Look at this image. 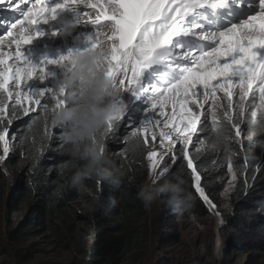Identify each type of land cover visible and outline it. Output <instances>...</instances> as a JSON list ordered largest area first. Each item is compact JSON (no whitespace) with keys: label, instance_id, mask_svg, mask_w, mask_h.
Instances as JSON below:
<instances>
[{"label":"snow or ice","instance_id":"1","mask_svg":"<svg viewBox=\"0 0 264 264\" xmlns=\"http://www.w3.org/2000/svg\"><path fill=\"white\" fill-rule=\"evenodd\" d=\"M41 2L37 0L32 8L22 12L24 19L11 26L20 29L15 35L8 32L9 47L14 43L15 52L0 51V113L8 111V101L19 106L26 100L33 110L42 109L45 120L51 117L54 126V113L68 103L67 90L59 84L33 90L29 82L34 78L46 81L51 75L48 65H63L67 74L73 66V53L36 65L24 50L36 36L43 35L35 30L36 26L55 20L61 11L80 10L77 23L110 29L93 31L88 37V48L98 47L102 36L109 46V54L101 65L104 74L124 92L130 91L151 102L150 118L132 127L124 139L134 143L139 138L147 144L149 140L156 142L159 135L162 144L168 142L173 165L178 162L179 143L182 153L179 159L186 161V168L191 170L195 192L205 203L211 204L201 186L196 158L189 152L202 113L193 112L188 104L196 102L200 86L203 102L211 99L213 109L218 106V92L224 93L231 107L233 91L238 89L239 119L233 122V115L228 111L224 115L237 142L244 146L241 130L246 110L244 102L253 91V85H257L259 92V110L264 112V0H46L44 6L38 7ZM4 3L5 0H0V4ZM20 3H27V0H20ZM8 6L12 7V0H8ZM81 7L95 10V18L82 12ZM13 56L15 63L9 64ZM167 105L172 106L170 115L163 111ZM199 107L203 108V103ZM157 109L160 117L167 118L162 121L156 117L154 110ZM22 111L27 115L29 108L24 107ZM210 114L215 121V111L210 110ZM161 124L167 131L157 133L155 129ZM59 130L58 138L64 141V130ZM113 131V124H110L101 136L104 143ZM199 131L212 133L204 140H197L202 147L207 141L213 149L227 150L231 140L229 133H219L206 126ZM0 144L6 156L9 151L6 128L0 129ZM249 145L248 142V151H251ZM158 155L162 154L152 151L146 156L154 172L160 163ZM4 158L0 156V160ZM228 167L231 171V164ZM163 172L166 174L169 169L164 168ZM232 179H236L235 173ZM211 207L216 206L211 204Z\"/></svg>","mask_w":264,"mask_h":264},{"label":"trees","instance_id":"2","mask_svg":"<svg viewBox=\"0 0 264 264\" xmlns=\"http://www.w3.org/2000/svg\"><path fill=\"white\" fill-rule=\"evenodd\" d=\"M58 82L51 79L49 83L40 84L39 89L56 86ZM127 93L128 96L123 97L127 105L126 111L122 118L113 124L114 131L106 141L109 152L116 157L119 165L127 172L124 184L120 190H116L97 180L88 181L93 194H102L105 205L110 197L116 196L120 199L119 207L111 212H106L104 207L92 206L89 202L90 197L81 198L73 190L61 189L60 185L65 182L68 174L67 170H63L62 174V169L70 162L71 157L64 141L58 138L59 128L52 126L51 117L47 120L43 118L42 109L37 108L25 115L21 105L17 106L8 101L9 108L6 112L16 122L13 123L14 126L9 132L15 138L14 150L8 154L5 164L11 167L19 163L21 166L19 174L16 175L17 178L13 179L14 184L11 185L10 195L15 191L13 208L20 210L24 203L28 212L32 213L28 217V225L37 227L45 224L44 228L52 229V234L59 241L64 242L68 240L69 233L73 231L74 223L81 222L84 218L72 208V203L81 200L90 204V216L86 219L90 225L91 232L88 233L90 238L82 242L74 254V260L79 259L84 264H119L122 249L131 243L147 220V208L137 199V192L150 176V165L146 156L148 145L152 141L149 140L147 144H144L137 138L133 143L131 140L126 141L124 137L131 131L128 124L135 123L148 104L134 101L131 93ZM218 97L220 99L215 109H213V101L203 108L193 105L194 111L202 114L195 143L190 148V155L196 158L198 171L201 173V186L217 206L223 198L226 176L229 173L228 166L231 164L232 171L236 175L234 190L230 196L234 211L231 219L223 228L225 233L223 252L226 254L230 246L241 253H253L254 260H262L264 257V147L256 148L254 154L248 151L247 121L253 113L259 115L264 112L259 110L257 94L251 92L244 102L246 110L243 117L244 123L241 125L244 140L242 147L237 142L234 130L231 129L224 115L225 111H228L233 115V122L239 119L237 116L238 93H233L231 107L228 106L224 93H220ZM210 110L216 113L215 121L212 119ZM37 112L40 113L39 116ZM2 115L4 116L0 113V116ZM2 122L3 119L0 118V125ZM202 126L219 133H229L231 140L228 141L227 150H221L219 147L213 149L207 141L204 147L197 145V140H204L206 136L212 134L211 132H200L199 129ZM249 147H252L251 144ZM197 148L201 150L197 152ZM1 150L0 144V152ZM177 154L178 162L173 165L169 158L166 167L169 172L166 174L163 172L161 177L172 174L182 176L186 181V187L196 198L194 217L212 216L205 202L194 190L191 170L186 168V161L179 159L182 153L177 150ZM3 170L0 163V179L6 177ZM13 175L15 173H11V176ZM70 210H73V213ZM170 212L168 207L161 202V218H159L161 224ZM2 216L9 221L4 213ZM66 220L68 223L64 225L65 228L60 227L59 221ZM15 234L21 235L23 232L15 229L10 233L14 240H18L14 237ZM173 238L174 236L165 239V243L169 240L173 241ZM13 256L18 264H24L28 257L21 249L15 251Z\"/></svg>","mask_w":264,"mask_h":264},{"label":"rangeland","instance_id":"3","mask_svg":"<svg viewBox=\"0 0 264 264\" xmlns=\"http://www.w3.org/2000/svg\"><path fill=\"white\" fill-rule=\"evenodd\" d=\"M29 1L30 0H27V3H24L23 7H21L23 3H20V0H12L11 8L8 6V0H5L4 4H0V45H2L0 51L15 52V44L12 43L11 47H9V38H5L8 36L9 31L13 32L14 35L20 31L19 26L16 29H12L11 26L17 21L23 20L24 16L22 12H26L28 9L32 8L33 4L37 3V0H31L30 3ZM45 1L46 0L43 1V5ZM17 4L20 6L18 5L17 7ZM92 10L93 9L81 7V11L83 12ZM79 11L80 10L73 11V15L64 13L62 17L52 21V23L49 22L46 25L40 24L41 26L38 30L35 29L37 32H42L43 35L36 36L29 45L25 46L26 48L24 50L26 56L32 63L40 65L45 60H58L62 56H67L70 52L75 53L85 50L90 46L88 37L92 35L93 31L107 32V28H100L99 26L93 28L88 24L77 23ZM68 22H71L75 27L73 31L65 34L63 29L65 23ZM8 63H15L14 56ZM48 70L51 75L46 81L34 78L29 82V87L33 90H38L40 84L49 83L51 79L60 81L66 74L65 67L59 64L48 65ZM253 91L259 98L257 85H253ZM197 92L198 95L195 97L196 102L188 104V107L191 108L193 112H195L193 105L198 107L203 103L205 107L208 103L211 104L212 102L211 99L206 103L203 102L202 94H200V86H198ZM234 92L238 93V89H235L233 93ZM220 93L223 92H218L217 96ZM141 99L148 105L144 108L142 114L135 123L128 124V128H131V130L132 127L139 126L151 116L149 112L151 102L146 97H142ZM20 105L22 108L28 107L29 112L34 111L26 100L22 101ZM163 111L170 115L172 106L167 105ZM154 112L155 116L159 117L162 121L167 118L160 117L159 109L154 110ZM3 114V117L0 116V118L3 119L0 129L6 128L8 131L9 151L5 156L3 145L1 144L2 152H0V156H4L5 158L0 160V163L4 169L3 171L6 173V177L0 179V264H18V261L13 255L15 251L19 249L22 250L23 254L28 256L24 264H46V262H50L47 264H84L79 259L74 260V254L82 242L90 238V225L86 222V219L90 216V204L81 200L72 203V208L78 212L79 216L84 218H82L83 221L74 223L73 231L69 233L68 240L64 242L59 241V239L52 234V229H48L47 227L44 228L45 224L38 225L37 227L28 225V217H30L32 213L28 212L24 203L20 210H18L19 208L14 210L15 191L13 192L12 190L13 193L11 195L10 191L12 188L11 185L14 184L13 179L17 178L16 175L17 173L19 174L21 166H19L18 163L15 166L9 167L5 164V160L8 154L14 150L13 142L15 138L12 137L9 132L16 121L12 119L7 112ZM160 130L167 131V129H163L162 124L155 129L157 133ZM196 135L193 136V144L195 143ZM160 141L161 138L157 135V141L151 142V144L149 143L148 145V153L155 151L158 154H162L157 157L160 163L155 172L150 166L149 179L154 176H161L164 168L167 167L169 162L170 151L167 147L168 142L164 141L162 144ZM192 145L189 146V152H191L190 148ZM197 145L201 146L199 143H197ZM179 149L180 146L179 143H177V150L179 151ZM148 162L149 165H151V162ZM11 173H15V175L11 176ZM232 175L233 171L231 169L226 176V187L220 205L217 206L212 201V203L216 205V210L212 209L209 203H205L212 213V216L206 218L192 216V218L189 219L186 215L180 216L170 212L169 215L166 216V220L161 224V221H159V218H161V201H157L150 208H147L148 216L146 223L140 227L131 243L122 249L119 264H264V257L262 260L257 261L254 260L252 256L253 253H241L230 246L226 254L223 252V247L225 246V233L223 232V228L231 219L234 211L230 203V196L234 190L235 184ZM70 211L73 213V210ZM3 213L9 221L4 219V216H2ZM67 223L68 220L59 221L60 227L63 228H65L64 225L66 226ZM15 229H20V231L23 232L21 235H14L18 240H14V238L10 236V233ZM173 236V241L169 240L165 243V239L167 240V238ZM162 237L164 238L162 239Z\"/></svg>","mask_w":264,"mask_h":264},{"label":"clouds","instance_id":"4","mask_svg":"<svg viewBox=\"0 0 264 264\" xmlns=\"http://www.w3.org/2000/svg\"><path fill=\"white\" fill-rule=\"evenodd\" d=\"M74 27L68 22L63 32L70 33ZM108 54L109 46L103 36L95 49L73 53L71 70L58 82L68 92V103L54 113L52 122L64 130L63 140L71 157L62 169V174L63 170L68 174L61 189L73 190L81 198L90 197L92 206L111 212L119 207L120 199L110 197L105 205L102 194H93L88 184L89 180H97L120 190L127 176L101 139L108 126L119 121L127 108L124 91L102 70V62ZM247 125L254 154L256 148L264 147V113L253 115ZM137 199L145 208L161 201L173 214L186 215L189 219L195 215L196 198L178 174L146 180L137 192Z\"/></svg>","mask_w":264,"mask_h":264},{"label":"bare ground","instance_id":"5","mask_svg":"<svg viewBox=\"0 0 264 264\" xmlns=\"http://www.w3.org/2000/svg\"><path fill=\"white\" fill-rule=\"evenodd\" d=\"M31 1V0H30ZM30 1H29V3H30ZM43 1L44 0H42V2L40 3V5H38V7H40V6H44L43 5ZM46 2V1H45ZM50 2H59V0H50ZM20 4V3H19ZM19 4H17V5H19ZM23 5H24V3L22 4V6L21 7H23ZM20 6V5H19ZM68 10H64V11H61V14L59 13L58 14V16H57V18L55 19V20H57L58 18H60V17H62L63 15H64V13H69V12H67ZM83 12V11H82ZM55 20H53V21H55ZM50 23H52V21H50ZM41 25H38V26H36V29L38 30V28L40 27ZM50 29V28H49ZM7 37L8 36H6V38L5 39H7ZM71 47V46H70ZM75 50V49H74ZM127 92H130V91H127ZM131 93V92H130ZM131 95H132V97L134 98V95L131 93ZM138 101V100H137ZM177 111H178V109H177ZM209 200H210V198H209ZM211 201V204H214V203H212V200H210ZM211 204H209V205H211ZM216 206V205H215ZM212 209H214V210H216V207L215 208H213L212 207Z\"/></svg>","mask_w":264,"mask_h":264}]
</instances>
